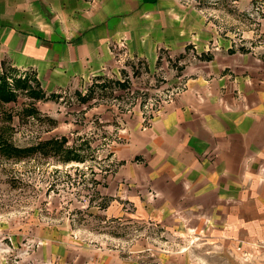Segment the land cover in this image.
<instances>
[{
  "label": "crops",
  "instance_id": "1",
  "mask_svg": "<svg viewBox=\"0 0 264 264\" xmlns=\"http://www.w3.org/2000/svg\"><path fill=\"white\" fill-rule=\"evenodd\" d=\"M190 31L176 0H0V65L28 69L55 90L104 74L113 43L124 40L129 56L155 67L159 51L195 43ZM233 53L219 58L247 54ZM198 70L207 78L191 79L168 112L118 149L108 215L119 217L116 197L127 198L133 217L181 234L183 250L160 264H264L255 247L264 242V85L258 68L235 72L213 61ZM145 187L155 192L150 205ZM13 234L5 236L15 243ZM192 237L200 241L193 247ZM29 257L27 264H149L46 242Z\"/></svg>",
  "mask_w": 264,
  "mask_h": 264
},
{
  "label": "rangeland",
  "instance_id": "2",
  "mask_svg": "<svg viewBox=\"0 0 264 264\" xmlns=\"http://www.w3.org/2000/svg\"><path fill=\"white\" fill-rule=\"evenodd\" d=\"M176 1L190 34L198 36L183 51H159L155 67L129 56L124 40L111 44L112 63L104 74L55 90L44 89L28 69L0 66V77L11 74L5 78L15 95L13 101H0V240L9 243L5 234L15 233V243L9 239L17 254L24 246L36 250L46 242L160 264V257L183 250L181 234L159 232L165 227L133 217L127 198L116 197L121 214L110 218L107 180L131 132L150 129L188 90L191 79L205 74L198 70L203 64H228L237 72L258 68L264 85V0ZM241 49L247 53L243 58ZM231 51L239 60L219 58ZM233 75L228 73L230 81ZM13 78L27 81L29 92L16 89ZM51 139L62 142L59 152L26 151ZM15 150L24 153L15 155ZM142 192L144 203H153L152 187ZM41 231L46 241L39 239ZM196 239H188L191 247L200 243Z\"/></svg>",
  "mask_w": 264,
  "mask_h": 264
},
{
  "label": "trees",
  "instance_id": "3",
  "mask_svg": "<svg viewBox=\"0 0 264 264\" xmlns=\"http://www.w3.org/2000/svg\"><path fill=\"white\" fill-rule=\"evenodd\" d=\"M241 53H245V51H243L242 49H241V51H240ZM230 53H233L232 51L230 52ZM0 66H2V67H4V69L5 70H12L10 67L11 66H9V65H6V64H4V63H2ZM5 74H9V73H7V72H5V73H3V75L0 77V101H2V102H4V103H7V102H10V101H13L14 99H15V95H13V93L11 92V89L8 87V85H7V83H6V78H5ZM9 75H11V74H9ZM101 79V78H100ZM12 81H14L15 82V88L16 89H23V90H26L27 91V93L29 92L28 91V89L26 88V83H27V81H25V80H19V79H16V78H13L12 79ZM35 81V80H34ZM35 84L37 85V86H39V84H38V82L37 81H35ZM120 84L118 83V86H119ZM40 92H41V96L43 95V93H42V91L40 90ZM31 95H32V97H33V95H36V93L35 92H32L31 93ZM37 96V95H36ZM61 143V144H60ZM61 146H62V142H59L58 143V140H55V139H51V140H48V141H45V142H43L42 143V145L41 144H38L35 148H33V147H30L29 149H26V151H28V153L29 152H33V151H35L36 149H40L41 150V148L42 149H46V148H48V149H50L48 152H50V153H55V152H59L60 150H61ZM25 151V150H24ZM11 153H13V152H11ZM14 153H15V155H18V154H20V153H24L23 151H14Z\"/></svg>",
  "mask_w": 264,
  "mask_h": 264
},
{
  "label": "built area",
  "instance_id": "4",
  "mask_svg": "<svg viewBox=\"0 0 264 264\" xmlns=\"http://www.w3.org/2000/svg\"><path fill=\"white\" fill-rule=\"evenodd\" d=\"M124 43H121V46H123ZM6 238H2L0 240V264H19L17 261V258L21 259L29 257L31 254L32 250L34 249L33 246H24V249L20 251V253H16L17 248L13 245L11 240L7 238L9 243H5L4 241ZM257 248L264 249V242L260 243L258 245H255ZM15 254V256H13ZM17 254V255H16Z\"/></svg>",
  "mask_w": 264,
  "mask_h": 264
}]
</instances>
